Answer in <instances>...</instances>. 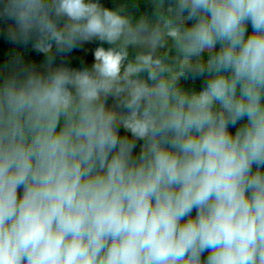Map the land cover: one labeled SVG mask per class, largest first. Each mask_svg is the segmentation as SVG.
Here are the masks:
<instances>
[{"label": "clouds", "instance_id": "1", "mask_svg": "<svg viewBox=\"0 0 264 264\" xmlns=\"http://www.w3.org/2000/svg\"><path fill=\"white\" fill-rule=\"evenodd\" d=\"M150 3L0 0V264H264V0Z\"/></svg>", "mask_w": 264, "mask_h": 264}, {"label": "trees", "instance_id": "2", "mask_svg": "<svg viewBox=\"0 0 264 264\" xmlns=\"http://www.w3.org/2000/svg\"><path fill=\"white\" fill-rule=\"evenodd\" d=\"M101 3L106 7L119 6L121 4L126 5L127 10L133 15H139L141 12L151 13L152 5L150 0H101ZM101 46L99 41H93L91 43H85L82 46H79L73 49L70 53L66 54L65 58L68 60L71 66L75 67H85L90 66L93 62V51L95 47ZM105 48L108 47L107 44H103ZM17 50L25 60L35 61L37 64L41 63L43 60V55L35 52L31 43L27 46L15 45L9 40H7L3 31L0 30V64H2L6 59H8L12 50ZM165 49H161V52H164ZM170 55H175L174 50H169ZM182 83L186 87H199L200 81H197L195 85H192L190 81H183Z\"/></svg>", "mask_w": 264, "mask_h": 264}]
</instances>
